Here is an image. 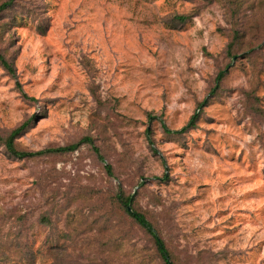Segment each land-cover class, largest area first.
<instances>
[{
	"label": "rangeland",
	"instance_id": "obj_1",
	"mask_svg": "<svg viewBox=\"0 0 264 264\" xmlns=\"http://www.w3.org/2000/svg\"><path fill=\"white\" fill-rule=\"evenodd\" d=\"M0 52V264L29 247L35 264H163L119 189L175 264H264V0H16ZM204 100L181 137L148 120L180 129ZM28 122L19 150L91 137L104 161L9 156Z\"/></svg>",
	"mask_w": 264,
	"mask_h": 264
},
{
	"label": "trees",
	"instance_id": "obj_2",
	"mask_svg": "<svg viewBox=\"0 0 264 264\" xmlns=\"http://www.w3.org/2000/svg\"><path fill=\"white\" fill-rule=\"evenodd\" d=\"M16 0H5L3 3L0 4V18L2 17L3 13L11 10L13 6L15 5ZM174 20L181 24L185 25L189 21H191L190 16H184V15H176ZM237 34V32H236ZM237 36V35H236ZM232 48V44L229 46V51ZM0 65L4 68V70L11 76L15 77L16 76V70L13 66V64L0 52ZM225 76V70L221 71L217 78H216V85L218 86L219 83L223 80ZM19 91L22 95V97L25 100H34L33 98H30L21 88H19ZM207 105V100H204L203 102L199 103L196 112L194 115L191 117L189 122L182 128L177 129V130H171L169 129L165 123L160 120L159 118L153 117L152 115H148V120L153 121V120H159L160 121V126L164 134L168 136H175V137H181L197 128V123L202 117L203 113V108ZM29 125L28 123H25L21 127L15 129L14 131L11 132V134L8 136V138L4 141V148L6 152L8 153L9 156L15 158V159H37V158H45V157H50L53 155H62L66 153H73L79 150V148L83 145H88L92 151L95 153L97 158L100 161H104V158L101 154V150L99 147L96 146L95 141L91 137H85L81 139L79 142L69 144L63 147H58V148H46L40 151L36 152H29V151H23L19 150L15 144V139L17 136L20 135V133L26 129ZM151 131L146 130V137L148 140L151 139ZM105 171L109 177H113V171L112 167L108 164L105 165ZM135 195H129L126 196L125 193L119 189L118 194L115 196V200L119 207L123 209L130 218H132L136 224L142 228L148 235L152 237V239L155 242V247H156V252L163 264H175L173 261V256L170 253L169 249L167 248L165 242L159 237V234L157 230L155 229L154 225L152 224L151 221L148 220L147 216L143 213L135 209L134 203H135ZM131 207V211H129L128 207ZM43 223L45 224H51L50 220L47 218L42 219ZM30 245V244H29ZM57 245V244H56ZM32 246V245H31ZM52 247V246H51ZM61 248L59 253L56 255L63 256L65 254V251L67 248L63 246H57ZM26 248H28L26 244ZM53 248V247H52ZM51 248V250H52ZM30 251L24 252L19 260H12L11 263L13 264H35L36 263V256L35 253L31 250V247H29ZM9 257V255L7 256ZM4 257L3 262L1 264H10V262H7L9 258Z\"/></svg>",
	"mask_w": 264,
	"mask_h": 264
},
{
	"label": "water",
	"instance_id": "obj_3",
	"mask_svg": "<svg viewBox=\"0 0 264 264\" xmlns=\"http://www.w3.org/2000/svg\"><path fill=\"white\" fill-rule=\"evenodd\" d=\"M128 209H129V211H131V207L130 206L128 207Z\"/></svg>",
	"mask_w": 264,
	"mask_h": 264
}]
</instances>
